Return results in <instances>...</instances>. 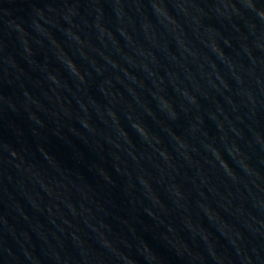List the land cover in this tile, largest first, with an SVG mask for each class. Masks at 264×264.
<instances>
[{
    "label": "water",
    "instance_id": "1",
    "mask_svg": "<svg viewBox=\"0 0 264 264\" xmlns=\"http://www.w3.org/2000/svg\"><path fill=\"white\" fill-rule=\"evenodd\" d=\"M0 264H264V0H0Z\"/></svg>",
    "mask_w": 264,
    "mask_h": 264
}]
</instances>
